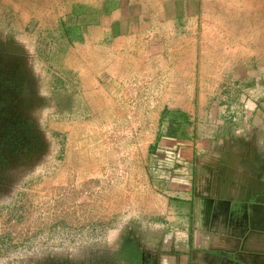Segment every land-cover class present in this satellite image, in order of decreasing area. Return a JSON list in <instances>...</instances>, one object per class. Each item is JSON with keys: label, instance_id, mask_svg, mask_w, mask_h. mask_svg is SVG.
I'll return each instance as SVG.
<instances>
[{"label": "rangeland", "instance_id": "1", "mask_svg": "<svg viewBox=\"0 0 264 264\" xmlns=\"http://www.w3.org/2000/svg\"><path fill=\"white\" fill-rule=\"evenodd\" d=\"M0 11L12 106L36 140L0 167V264H117L161 226L165 141L262 100L264 0Z\"/></svg>", "mask_w": 264, "mask_h": 264}, {"label": "crops", "instance_id": "2", "mask_svg": "<svg viewBox=\"0 0 264 264\" xmlns=\"http://www.w3.org/2000/svg\"><path fill=\"white\" fill-rule=\"evenodd\" d=\"M254 92L262 100L243 115L165 141L157 159L167 177L161 226L142 246L127 245L117 264H264V90Z\"/></svg>", "mask_w": 264, "mask_h": 264}, {"label": "flooded vegetation", "instance_id": "3", "mask_svg": "<svg viewBox=\"0 0 264 264\" xmlns=\"http://www.w3.org/2000/svg\"><path fill=\"white\" fill-rule=\"evenodd\" d=\"M8 78L4 63L0 68V167L8 162L11 152L21 151L27 154L36 147L34 138L25 139L30 130L21 113L16 112L12 106L16 85L15 81L9 83Z\"/></svg>", "mask_w": 264, "mask_h": 264}]
</instances>
